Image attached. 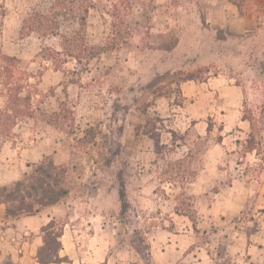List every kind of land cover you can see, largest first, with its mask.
Here are the masks:
<instances>
[{"label": "rangeland", "instance_id": "rangeland-1", "mask_svg": "<svg viewBox=\"0 0 264 264\" xmlns=\"http://www.w3.org/2000/svg\"><path fill=\"white\" fill-rule=\"evenodd\" d=\"M51 1L12 0L10 4L8 0H0V15L4 18L6 12L13 10L22 25L34 10L48 11ZM92 1L94 8L88 13L83 40L74 34L76 25L63 20L58 36L41 37L28 28L15 36V40H23L25 53L24 60L18 59L14 73L19 79L25 72L33 77L28 83L15 80L7 85L3 70L6 64L0 58V83L7 101L8 90L18 86L23 87L21 97L29 93L31 99L29 108L26 106L24 110L28 111L27 115L10 112L11 118L5 121L4 128L9 133L15 126L23 127L29 133L22 136L25 142L48 132L57 140L69 135L82 152L95 141L94 137L98 143L105 138L107 142L118 143L120 119L132 105L139 106L144 116L143 131L155 139L158 136L160 142H167L158 146L157 158L161 160L158 191L164 192L162 187L169 186L175 192L146 193L143 199L135 198L140 204L129 206L122 215L128 227L125 239L147 260L146 234L154 226L161 227L172 215L177 223L182 221L184 231V223L190 227L184 232L190 249L202 246L209 255L220 256L219 264H226L229 256L224 252L230 244L231 254L237 259L251 258L252 264L256 261L264 264V62L250 58L254 73L245 78L238 68L231 71V76L238 77L235 84L242 89L240 110L250 129L228 137L229 142L222 147L218 158L220 178L211 191L193 192L190 184L200 168L197 159L211 158L209 149L225 132L214 130L199 139L193 132L186 135L184 128H177L171 119L161 122L154 115L153 106L155 99L163 95L171 99V105L178 111L182 105L180 84L188 74H193L196 82L219 73L229 75L226 69L219 68L229 63L228 57L213 54L229 46L214 43L212 29L203 27L200 20V16L205 17L209 0H139L130 7L126 0ZM238 1L243 6L246 0ZM127 27L131 30L128 34ZM184 31H190L194 40L181 48L184 56H176L172 51ZM0 36H6L2 26ZM196 38L205 43L210 61L191 71ZM98 47L110 50L90 59V53ZM236 58L237 66L242 65L240 55ZM162 67L169 70L158 72ZM25 104L18 103L16 109H24ZM118 119L119 123H115ZM87 122L89 127L85 125ZM171 127L177 131H171ZM160 128L161 131H155ZM84 130L88 133L86 137L82 135ZM252 148L256 149L254 156L248 154ZM174 212L182 217L176 218Z\"/></svg>", "mask_w": 264, "mask_h": 264}, {"label": "crops", "instance_id": "crops-1", "mask_svg": "<svg viewBox=\"0 0 264 264\" xmlns=\"http://www.w3.org/2000/svg\"><path fill=\"white\" fill-rule=\"evenodd\" d=\"M11 1L8 0L10 4ZM200 20L203 27L212 29L214 43L218 41L222 46H229L227 50L213 52L215 57H228L229 63L219 68L226 69L229 75L219 73L201 82H182L179 91L182 105L178 106V111L171 105V99L162 95L155 99L153 111L161 122L171 119L177 128H184L186 135L193 132L198 139L214 130L225 132L209 149L212 157H200L196 162L200 168L190 189L196 193H208L220 178L218 158L222 147L229 142L228 137L235 133L244 134L250 129L240 110L242 89L235 84L238 77L231 76V71L238 68L245 78L254 73L250 58L264 62V0H246L241 5V12L231 0H209L205 17L200 16ZM1 26L6 36H0V55L24 60L23 40H15L22 29L18 15L13 10L6 12L4 18L0 15ZM196 39L195 62L191 71L210 61L204 49L205 43ZM193 40L190 31H184L173 48V54L182 56L181 48ZM236 47L240 49L236 50ZM237 55H240V66H237ZM165 68L158 72L169 70ZM6 103L7 97L0 83V111ZM115 123H119V119ZM143 124L144 116L139 106L132 105L127 115L120 119L118 143L107 142L108 138L98 143L94 137L95 141L82 152L74 146L69 135L57 140L48 132L25 142L22 136L29 133H25L23 127L15 126L8 133L1 125L0 187L12 185L28 173L33 164L50 157L55 165L66 170L65 182L69 193L56 204L16 217L6 215L10 203H0V264H40L37 252L43 246L41 230L52 220L63 228L59 257L66 258L54 264H219L218 254L211 256L202 246L190 249L188 235L184 233L190 227L184 223V231L182 221L177 223L172 215L161 227L154 226L146 234L147 260L125 239L124 232L128 227L120 213L119 181L124 183L128 208L137 207L140 200L136 203L135 198L143 199L146 193L175 192L169 186L162 187L164 192L158 191L161 182L158 146H165L167 142H160L157 136L159 144L156 146L155 138L143 131ZM85 125L89 127L90 123ZM159 130L161 128L155 129ZM170 130L177 131L174 127ZM87 134L84 130L82 135L86 137ZM255 153V148L248 152L253 156ZM262 187L264 190V185ZM174 215L182 217L176 212ZM232 248L233 245L226 246L224 254L228 252L229 256L226 264H252L251 258L245 261L233 256Z\"/></svg>", "mask_w": 264, "mask_h": 264}, {"label": "trees", "instance_id": "trees-1", "mask_svg": "<svg viewBox=\"0 0 264 264\" xmlns=\"http://www.w3.org/2000/svg\"><path fill=\"white\" fill-rule=\"evenodd\" d=\"M126 1L130 7V5L139 0ZM231 1L241 12L240 1ZM149 2H152V0H149ZM49 6L50 9L45 12L34 10L33 14L23 21L22 30L28 28L29 31L37 33L41 37H46L48 35L58 36L60 22L63 20L69 22V24H75L77 29L74 34L83 40L87 16L89 11L94 8V2L92 0H52ZM113 16L116 17L117 14L114 13ZM146 18H149L147 13ZM130 31L128 27L125 28L127 34ZM94 49L95 51L90 53V59L110 50L108 47H98ZM69 56L72 58L74 57L71 51ZM0 58L2 62L6 64L3 70L5 71L4 79L7 85L10 84V81L12 82L15 80H23L28 83L29 79L33 77L31 74L25 72L22 73L23 77L19 79L14 73L15 65L19 63V60L15 57L4 55H0ZM189 80H195L193 74H188L184 77L183 82ZM27 87L29 86L27 85ZM22 88L23 87L18 86L8 90L10 96H8L5 108L0 111V124L2 126H5V121L8 122L11 118L9 116L10 112L18 116L27 115L28 111L25 112L24 110L26 106L27 108L30 106L29 102L31 95L28 93L21 97ZM18 103H26L24 109H16ZM155 143L157 146L159 141L155 139ZM65 180L66 170L63 167L55 165L50 157H44L39 163L33 164L30 167V171L25 173L20 180L12 183L10 186L0 187V203L11 204V207L6 209V215L10 217L36 213L40 208L56 204L68 195L69 189L66 186ZM119 199L121 208L120 213L123 215L128 208V203L124 183L122 181H119ZM41 231L43 234V246L37 252L38 262L40 264H54L65 261L66 258L59 257V251L61 249L60 238L63 233L62 226L52 220L43 227Z\"/></svg>", "mask_w": 264, "mask_h": 264}]
</instances>
